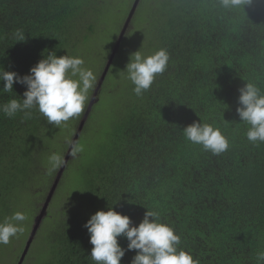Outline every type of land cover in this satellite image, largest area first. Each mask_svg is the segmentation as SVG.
Listing matches in <instances>:
<instances>
[{
  "label": "trees",
  "instance_id": "obj_1",
  "mask_svg": "<svg viewBox=\"0 0 264 264\" xmlns=\"http://www.w3.org/2000/svg\"><path fill=\"white\" fill-rule=\"evenodd\" d=\"M111 3L0 0V72L29 74L48 52L74 57L77 46L102 28L96 30ZM144 5V35L131 46L141 44L145 57L167 49L168 69L142 96L128 77L103 94L117 96L111 124H100L101 142L79 152L78 163L65 170L62 184H71L67 192L77 207L41 236L47 248L40 264H96L84 225L109 208L136 226L148 209L158 212L199 264H256V254L264 251V143L248 141L249 125L236 109L246 82L264 91V0L230 8L219 0H142L136 12ZM17 30L25 41H17ZM132 34L134 28L122 42ZM25 91L19 83L11 93L0 91V105L22 100ZM30 111V118L0 111V223L28 198L34 213L36 192L53 176L47 160L64 123L55 127L38 109ZM193 122L218 127L229 149L213 155L186 140L183 129ZM119 243L127 248L125 238ZM7 245H0V258ZM135 254L127 251L121 264H131Z\"/></svg>",
  "mask_w": 264,
  "mask_h": 264
},
{
  "label": "clouds",
  "instance_id": "obj_2",
  "mask_svg": "<svg viewBox=\"0 0 264 264\" xmlns=\"http://www.w3.org/2000/svg\"><path fill=\"white\" fill-rule=\"evenodd\" d=\"M248 0H219L224 8L236 7ZM18 42L25 41V35L17 30ZM170 54L161 48L154 54L143 56L141 51L131 54L126 66L128 79L134 85V93L142 96L153 85L157 76L168 69ZM82 57L57 56L48 52L29 74L21 76L15 71L0 72V91L11 93L14 84L26 87L22 100L10 99L0 105L8 117L23 112L30 118L32 109L46 118L48 124L55 127L82 113L88 100V92L95 83L92 70L85 69ZM239 106L236 109L242 122L249 125L246 137L253 144L264 143V91L255 83L246 82L239 89ZM186 140L201 145L205 151L220 155L230 147L229 139L218 127L208 123L193 122L183 129ZM83 151L78 143L70 144L69 155L75 156ZM49 172L65 164L63 156L53 153L48 158ZM27 220L24 212H15L0 223V245H7L11 239L23 234V222ZM90 234L91 259L96 264H121L127 251H134L131 264H199L193 255L181 249L180 235L166 223L160 222L159 214L149 210L142 222L136 226L131 218L117 212L114 208L99 210L84 225ZM128 241L127 248L119 243V238ZM256 264H264V251L256 254Z\"/></svg>",
  "mask_w": 264,
  "mask_h": 264
},
{
  "label": "rangeland",
  "instance_id": "obj_3",
  "mask_svg": "<svg viewBox=\"0 0 264 264\" xmlns=\"http://www.w3.org/2000/svg\"><path fill=\"white\" fill-rule=\"evenodd\" d=\"M135 1L136 0H112L111 10L109 11L108 15L104 17V19L106 20L104 21V23L99 24L96 27V30L100 27L102 28L99 29L97 33H95L96 31L94 32L95 34L92 39L81 42L76 48V55L74 57H82L85 62L83 67L85 69L92 70L96 79L93 87L88 92V100L86 102L84 110L81 114L75 117V120L72 118L69 121L64 122L62 126H64L65 129L60 132V135H58V139L56 140L57 149L55 150V153L63 156L65 160L70 151V144L73 143L76 138L78 129L82 121L84 120V117L88 110V106L95 95L100 80L104 74L105 68L114 53V48L117 44L118 39H120L121 37L122 31ZM141 3L142 0H140L139 5ZM148 10V7L144 5L140 10L141 13L135 12L136 14H134V18H132V20L134 19L133 23L131 20V23L126 30L127 33L125 35V38L129 36L133 28L134 34L128 37L129 40H124L122 42L110 67V70L102 84V87L99 90L95 103L90 113L88 114L84 127L79 135L78 141H80H77L79 145L83 146V150L87 147L98 145L101 142L99 140V135L97 134L98 131L101 132L100 124L102 126L111 124V122H109V109L114 107V101L117 96L106 95L103 97V94L107 93L105 91L108 90L114 92V90L118 89V87L120 86L119 84L127 79L128 76L125 70L127 64L130 62L131 54L141 49V44H139L138 47L134 48L131 46V44H133L134 41L140 39L144 35H142L143 30H140L139 28L144 24L148 16ZM83 29L84 26L81 28V30L83 31ZM85 129L86 131L84 132ZM78 156L79 153H77L74 157H70L65 170L68 169V165H70V163H78ZM61 168L53 171V176L50 178L48 184H44L43 187H41L36 192L38 193V196L36 197L35 203H33V209L35 208L34 213H31V209H29L31 205L30 198H28L29 202L27 203V205L26 203L23 205H26L25 207L18 205L17 210L19 212L25 211V214L30 217V220L29 222L25 221L22 224L24 228L23 234H18V238L14 242H11L9 243V245H7V249H5L7 251L1 256L0 264H18L23 250L28 243L29 237L36 228L38 229V231L35 236L36 239L34 240L28 253V255H30L29 259H27L28 264H40L46 260L44 250L47 248V241H41V236H48L51 232L52 225H56L55 221L63 219V217L66 216L67 213L77 207L76 203L71 197V194L69 193L70 190H72L71 184H62L63 182H66V176H64L63 174L60 182L57 185L54 195L44 212V207L46 206L47 199L54 186V183L56 182ZM29 190L33 192L32 187ZM21 198L26 200L25 195H21Z\"/></svg>",
  "mask_w": 264,
  "mask_h": 264
},
{
  "label": "water",
  "instance_id": "obj_4",
  "mask_svg": "<svg viewBox=\"0 0 264 264\" xmlns=\"http://www.w3.org/2000/svg\"><path fill=\"white\" fill-rule=\"evenodd\" d=\"M139 3H140V0H136L135 3H134V5H133V8H132V10H131V12H130V14H129V16H128V19H127L126 24H125V26H124V29H123V31H122L121 37H120V39H118V41H117V44H116V46H115V48H114V53H113L112 57L110 58V60H109V62H108V64H107V66H106V68H105V71H104V74H103V76H102V78H101V80H100L99 86H98V88H97V90H96V92H95L94 97L92 98V100H91V102H90V104H89V106H88L87 113H86V115H85V117H84V120L82 121V123H81V125H80V127H79V129H78V132H77L76 138H75V140H74L73 143H77V141H78V139H79V135H80V133H81L83 127H84V124H85V121H86V119H87V117H88V114L90 113V111H91V109H92V107H93V105H94V103H95V100H96V98H97V95H98V93H99V90L101 89L102 84H103V82H104V80H105V78H106V76H107V74H108V72H109V70H110V67H111V65H112V63H113V61H114V59H115V56H116V54H117V52H118V50H119V48H120V46H121L122 39H123V37L125 36L126 30H127L128 26H129V24L131 23V20H132V18H133V16H134L135 12H136V10H137V7H138ZM70 157H71V155L68 154V156H67V158H66V160H65V164H64V166H62V168H61V170H60V172H59V174H58V176H57L56 182L54 183V186H53V188H52V190H51V192H50V194H49V197H48V199H47L46 206L44 207V212H45V210L47 209V206H48V204L50 203V201H51V199H52V197H53V195H54V192H55V190H56V188H57V185H58V183L60 182V179H61V177H62L63 174H64L65 167L67 166ZM44 212H43V213H44ZM42 215H43V214H42ZM42 215H41V216H42ZM37 231H38V229L36 228V229H34V231L31 233V236H30V238H29V240H28V243H27V245H26V247H25V249H24V251H23V253H22V256H21L20 261H19L18 264H24V262H25V260H26V258H27V255H28V253H29V250H30V248H31V246H32V243H33V241H34V239H35V236H36V234H37Z\"/></svg>",
  "mask_w": 264,
  "mask_h": 264
}]
</instances>
